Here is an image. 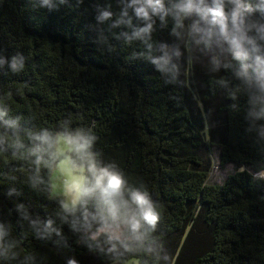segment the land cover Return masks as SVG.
<instances>
[{
    "label": "trees",
    "instance_id": "obj_1",
    "mask_svg": "<svg viewBox=\"0 0 264 264\" xmlns=\"http://www.w3.org/2000/svg\"><path fill=\"white\" fill-rule=\"evenodd\" d=\"M97 3L105 0H51V9L41 0H0V55L25 57L18 74L6 64L0 69V103L35 126L54 128L67 117L74 126H94L102 158L115 161L130 183L143 185L158 202V233L174 264H264V180L252 178L264 164V147L200 66L187 87H177L164 84L143 59H130L132 48L112 40L109 52L95 25ZM156 37L171 42L168 29ZM213 148L222 166L245 170L209 183ZM23 172L14 157L0 159V193L9 186L20 193L0 195V219L18 239L19 254L30 253L35 264H66L69 257L107 264L70 234L69 246L57 247L21 227L17 200L42 217L55 209L24 184Z\"/></svg>",
    "mask_w": 264,
    "mask_h": 264
},
{
    "label": "clouds",
    "instance_id": "obj_2",
    "mask_svg": "<svg viewBox=\"0 0 264 264\" xmlns=\"http://www.w3.org/2000/svg\"><path fill=\"white\" fill-rule=\"evenodd\" d=\"M68 0H61L66 3ZM83 0H76L77 4ZM49 9L51 0H41ZM110 0L94 6L98 37L108 51L112 40L132 48L130 59H143L166 85L187 87L192 70L203 68L212 86L242 113L246 131L264 147V0ZM168 29L171 42L156 33ZM13 74L25 68V57L0 55V69ZM243 101V102H242ZM94 126H74L71 117L54 127L35 126L10 115L0 103V159L14 157L24 167L23 182L55 205L42 217L17 200L14 208L21 227L40 241L68 247V234L107 264H174L158 226V202L143 186L130 183L125 171L106 161L97 150ZM245 168L241 167V171ZM264 180V164L252 173ZM9 180L15 182L16 176ZM20 195L9 186L0 193ZM67 228V234L65 232ZM19 241L0 219V264H35L30 253L21 256ZM66 264H79L75 257Z\"/></svg>",
    "mask_w": 264,
    "mask_h": 264
},
{
    "label": "rangeland",
    "instance_id": "obj_3",
    "mask_svg": "<svg viewBox=\"0 0 264 264\" xmlns=\"http://www.w3.org/2000/svg\"><path fill=\"white\" fill-rule=\"evenodd\" d=\"M220 160V150L218 148H213L211 170L208 179L209 183L222 184L230 174L234 173L238 169L241 170V167H237L235 163H229L222 166Z\"/></svg>",
    "mask_w": 264,
    "mask_h": 264
}]
</instances>
